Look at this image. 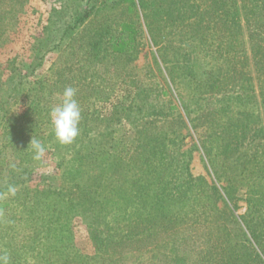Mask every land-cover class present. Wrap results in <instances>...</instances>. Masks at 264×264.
<instances>
[{
	"label": "rangeland",
	"instance_id": "374dc122",
	"mask_svg": "<svg viewBox=\"0 0 264 264\" xmlns=\"http://www.w3.org/2000/svg\"><path fill=\"white\" fill-rule=\"evenodd\" d=\"M104 1L0 0L2 82L28 71L56 17L77 25L59 50L49 51L27 73L17 96L0 111V180L18 172L29 176L14 195L0 196V206L11 201L0 210V258L6 256L7 264H173L183 248L177 250L160 235L167 214L184 206L178 215L187 211L198 219L197 237L187 244L192 249L184 253V264H259L247 249L244 225L227 214L229 208L212 184L227 189L237 215L246 213V197L260 199L263 209L254 213L250 225L263 230L264 134L247 137L227 154L212 137L214 130L223 132L226 141L234 133L241 137L244 122L249 136L264 123V104L260 98L247 104L236 99L229 110L218 113L217 101L209 97L216 92L206 88L208 80L230 70L238 82L226 84L235 97L242 84L256 85L253 96L260 91L248 39L252 27L245 23L249 10L240 12L245 29L230 28L243 36L242 50L228 55L226 39L223 43L220 37L224 28L211 27L222 15L214 0H144L143 8L138 0L111 7ZM236 1L248 5L253 0ZM88 11L90 16L82 20ZM122 21L136 23L137 43L130 53H111L109 44L122 35ZM208 28L212 46L193 38L189 49L184 47L185 37ZM190 69L191 77L185 74ZM171 75L175 84L169 83ZM71 77L81 78L80 83ZM68 87L76 90L81 120L79 135L61 145L49 112ZM31 138L45 147L40 159L28 145ZM201 141L207 142L211 162ZM160 143L163 150L150 154ZM173 183L184 193L178 194ZM165 186L178 194L170 204L162 207L157 199H147ZM87 189H92L89 198L82 192ZM155 207L162 214L149 215ZM153 216L158 231L150 238L146 228L155 224ZM127 226L131 239L118 228L124 232Z\"/></svg>",
	"mask_w": 264,
	"mask_h": 264
},
{
	"label": "trees",
	"instance_id": "16d2710c",
	"mask_svg": "<svg viewBox=\"0 0 264 264\" xmlns=\"http://www.w3.org/2000/svg\"><path fill=\"white\" fill-rule=\"evenodd\" d=\"M125 0H106L104 2H102L101 4L104 6H108L111 7L112 5L115 4H119L121 2H123ZM131 1V3H134L135 0H129ZM254 1V2H253ZM250 1V3L246 2L248 5H246L245 3L243 4H238L236 0H214L213 1V6L214 9L216 11H220V13H222V15H220V17H217L214 19L213 22V26H211L212 28L214 27H223L224 29H220L222 31V35L220 37L223 38V43H225V39H226V48L227 51L226 53L228 55H237L238 53V49L242 50V47H239L240 45H243V36L239 35V34H235V33H231L230 28H237L238 30H242L244 28V25H241V21H240V12L241 10H249L248 11V15L246 16L245 19V23L247 28L250 26L252 27V29L249 31L248 34V39L250 40L251 44H253V51H252V59L255 62L256 66L258 67L257 71H259L257 73L258 79L257 82L260 85V91L257 93V96H253L254 93L256 92V85H252L251 83H248L247 85H243L241 86V92H239L237 94V97H235V95H233L234 93L231 92V90L228 89L229 86L226 83H232L233 85L236 84L237 82L235 81L236 79V75H229L227 71V75H217V77H212L211 80L205 82L206 84V88H211V90L207 91H213L216 93H210L211 96H209L210 98H214L217 101V104L219 105V108H216V111L219 113L220 111H225V110H229L230 106L233 103H236L234 101H236L237 99V103H243L242 100H247L246 102H244L245 104L250 103L251 102V98H255L257 99H261L262 103L264 104V1L260 2L259 0H253ZM138 5L140 7H145V2L144 0H138ZM96 6L93 5L91 7V9H95ZM60 13V12H59ZM61 14V13H60ZM215 15V13H214ZM90 16V11L86 12L82 18V20L88 18ZM4 17V16H3ZM63 20H65L63 18V16H61L60 19H58V17L55 18L53 25L50 27L51 30L47 31L46 34V38L43 40V44L41 46V48L39 47V49H37V51H35L34 54V58H33V62L31 64H29L28 66H26V68L28 69V71L25 74L21 73L19 74V77H15L13 80H11L10 82H2L0 80V111L1 108H3L4 106H6L10 99L14 98L17 96L18 93V89L20 84L22 83L23 79L26 78L27 73L32 74L35 71V68L38 65L42 64L43 58L44 56L49 52V51H57L61 48V46L63 45L64 41L70 37L71 32H73V29H75L77 27V25H70V22H62ZM80 20V21H82ZM120 32H122V35L120 36V38L114 39L110 42L109 44V50L111 53H125V52H131L134 48H135V44L137 43L136 41V36L138 35L139 29L138 26L136 25V23L134 21H122L120 24ZM226 29V30H225ZM245 29V28H244ZM206 30H209L208 32L206 31H201L198 30L196 32H193L192 35H194V37L189 36V37H185L184 41H183V45L184 47L187 49H189L190 47V41L193 38H199L201 41V43H204L206 45H208V47L212 46V38H210V31L211 33L212 30L211 28H208ZM217 31L219 29H216ZM227 31V33H226ZM238 32V31H237ZM219 33V32H218ZM197 34V35H196ZM196 35V36H195ZM219 38V37H218ZM214 39V38H213ZM228 40V41H227ZM222 41L220 42L221 44ZM244 53V52H243ZM186 54L184 53L182 54V60L184 61V64L188 63V59L186 58ZM244 61L247 62L248 60V56L246 54H244ZM161 56V55H160ZM230 58L232 59V56H230ZM162 61L163 62H167V60H165L162 56ZM182 61V62H183ZM227 62V59H226ZM171 69V68H169ZM251 71V70H250ZM250 71L246 72L247 76L251 77V73ZM171 72H173V70H170V74ZM185 74H187V76H192V69L188 70V72L186 71ZM245 75V74H244ZM246 76V75H245ZM78 77V76H77ZM75 78L71 77L72 81L75 80V84L78 85L80 83V79L81 78ZM249 77V78H250ZM228 78L231 79V82L228 81ZM246 81V79H244L242 82L244 83ZM169 83H176V79L174 77V75H171L170 77V82ZM255 87V88H254ZM246 89L247 91H250V95L248 93H246ZM207 91L206 92L207 94ZM253 92V93H251ZM215 94V95H213ZM219 95V97H218ZM250 101V102H249ZM214 112L209 111L206 114H208V116H214L213 115ZM216 113V112H215ZM188 115L189 118V114L186 113ZM211 114V115H210ZM207 116V115H206ZM198 118V117H196ZM216 120L215 117L212 118V121ZM190 122L195 121V119H192L190 117ZM248 126L247 123L244 122L243 127V131L241 133V137L237 135V133H234L231 137L229 141L225 140V136L224 133L219 131V130H214V135L212 137L213 140L215 141H221V146H222V153L223 154H227L226 152H231V151H236L238 150V148L244 144V141L247 137L249 138H253L255 136H258L259 134H264V123L260 124L259 127L253 129V132L250 133L249 136H247V134L249 133L248 129H244V128H248L246 126ZM240 127V128H242ZM250 128V127H249ZM247 130V131H246ZM211 142V140H209ZM223 141V142H222ZM206 141H201V146L204 150V153L207 157V160L211 162V151L209 149H207V145H206ZM162 143H160V145H157L155 147H153V149H150V154L153 153H157L158 151L161 152V150H163V145H161ZM24 173L18 172L12 175H8L7 177H5V179H1L0 180V196L4 193L7 192V189L9 186H13V187H19L20 185H23L24 182L26 180L29 179V176L27 174V176L23 175ZM200 178L198 177L197 180H199ZM75 184V183H74ZM73 184V185H74ZM137 184V183H136ZM176 189V192H180V194H183L184 192H182V190H179L178 187H176L175 183H173ZM76 188L78 191H80V187L78 184H75ZM91 186V185H90ZM137 186H139V184H137ZM86 188V187H85ZM87 188H90L89 186ZM212 188L215 191L216 195L218 196V198L223 202V204L225 205V207L229 208L227 209V214L229 216H231L235 221H239L241 222L245 229L246 232L243 231V235L245 236V241L247 242V249H249L250 253L253 254V257L258 261L259 264H264V229H260V230H256L253 229L250 225V223L252 222L253 218H254V213L259 212L260 209H263V205H259V200L260 199H255L254 197H246L245 201L247 203V211L246 213H244V215H237L235 213L236 210V205L235 203L231 202V196H229V193L227 191V189H225V187H222V190H220L219 187H217L215 185V183L212 184ZM175 189L174 191H170L169 187L165 186V188H163L162 191H157L154 195H148L147 199L149 201H152L153 198L157 199V202L160 206L164 207L166 205V203H171L173 200H175L176 195H178L177 193H175ZM92 189H87L86 191H82L83 192V196L86 198H89V194L91 193ZM94 195L91 196V198H93ZM144 198V197H143ZM94 199H92L93 201ZM99 200V199H98ZM96 200V201H98ZM258 201V202H257ZM137 203H139V201H136ZM228 202H230V204H228ZM11 201L7 200L6 202H2V205L0 206V210L3 208V206H8L10 205ZM106 203V201H104V204ZM263 204V203H262ZM184 206H182L181 208H179V210H176L174 212H172L171 216H168L167 214V222L165 224L164 230L162 231V235L160 236H164V238L166 239L165 241L168 243H171L172 245H175V248L177 250H180L179 245H181L182 249V254H179V256H175V258L173 259V264H184L185 261V252H189L192 249H190V246L187 245L189 243V241H191L194 237H197V235H195V233H197V231L195 230V225H197V218L192 217V215L188 214L187 211L183 212V215H178L181 214V210L183 209ZM156 208V207H155ZM140 208L138 207L137 210H139ZM131 213V212H130ZM140 214L142 213V211L139 212ZM161 210L158 209V207L156 209H151L149 210V215H160ZM162 214V213H161ZM151 217V216H150ZM155 218H157L156 216H153L152 219H154L155 224L147 226L146 231H147V237L149 236L150 238L152 236H154L156 233L157 234V225L158 223L157 220H155ZM205 220V218H204ZM121 229L122 233H124L126 237V239H131V237H133L134 235L130 233V231L128 230L129 227H126V230H124L123 232V228L118 227ZM131 230V229H130ZM192 231V232H191ZM160 233V232H159ZM123 235V236H124ZM205 237V236H204ZM208 239V238H206ZM121 240H123V237L121 238ZM203 240V239H202ZM209 240V239H208ZM196 242V241H195ZM183 244L185 246H183ZM182 255V256H181ZM185 255V256H184ZM248 254L243 255L242 257L247 256ZM174 257V256H172ZM247 261V259H245L244 263Z\"/></svg>",
	"mask_w": 264,
	"mask_h": 264
},
{
	"label": "clouds",
	"instance_id": "9594fccd",
	"mask_svg": "<svg viewBox=\"0 0 264 264\" xmlns=\"http://www.w3.org/2000/svg\"><path fill=\"white\" fill-rule=\"evenodd\" d=\"M76 90L72 87L64 89L61 101L49 112L50 123L54 138L61 145L71 144L79 135V123L81 120V108L75 99ZM34 157L40 159L45 153L44 145L33 138L30 143ZM15 187L9 186V195L15 194ZM0 264H7V257L0 258Z\"/></svg>",
	"mask_w": 264,
	"mask_h": 264
}]
</instances>
